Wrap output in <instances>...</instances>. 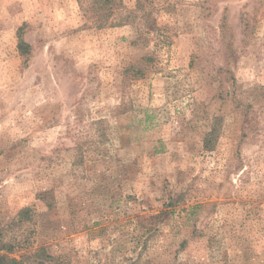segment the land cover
<instances>
[{"label":"rangeland","instance_id":"obj_1","mask_svg":"<svg viewBox=\"0 0 264 264\" xmlns=\"http://www.w3.org/2000/svg\"><path fill=\"white\" fill-rule=\"evenodd\" d=\"M79 1L0 0V264H264V0Z\"/></svg>","mask_w":264,"mask_h":264},{"label":"trees","instance_id":"obj_2","mask_svg":"<svg viewBox=\"0 0 264 264\" xmlns=\"http://www.w3.org/2000/svg\"><path fill=\"white\" fill-rule=\"evenodd\" d=\"M79 4L91 25L99 28L131 24L137 28L140 36H144V28L153 25L151 15L154 8L149 7L146 0H134L133 6H129L127 0H80ZM22 30L23 27L19 29L18 49L21 54L27 55L31 52V45L23 39ZM0 250L14 251V246L3 240L1 226ZM5 258H7L5 255H0V261ZM10 261L22 264V261L16 258Z\"/></svg>","mask_w":264,"mask_h":264}]
</instances>
